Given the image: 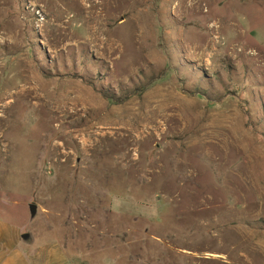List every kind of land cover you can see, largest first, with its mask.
<instances>
[{
  "label": "rangeland",
  "instance_id": "rangeland-1",
  "mask_svg": "<svg viewBox=\"0 0 264 264\" xmlns=\"http://www.w3.org/2000/svg\"><path fill=\"white\" fill-rule=\"evenodd\" d=\"M115 1L0 0V217L72 264H264V0Z\"/></svg>",
  "mask_w": 264,
  "mask_h": 264
},
{
  "label": "crops",
  "instance_id": "crops-1",
  "mask_svg": "<svg viewBox=\"0 0 264 264\" xmlns=\"http://www.w3.org/2000/svg\"><path fill=\"white\" fill-rule=\"evenodd\" d=\"M21 223L0 217V264H72L59 243H49L44 247L23 245L24 228Z\"/></svg>",
  "mask_w": 264,
  "mask_h": 264
},
{
  "label": "bare ground",
  "instance_id": "bare-ground-1",
  "mask_svg": "<svg viewBox=\"0 0 264 264\" xmlns=\"http://www.w3.org/2000/svg\"><path fill=\"white\" fill-rule=\"evenodd\" d=\"M128 0H116L115 2H114V5H115V8H118L121 4H125L126 2H127ZM133 1V0H132ZM134 1H136V0H134ZM207 0H187V12H193L192 10H194V12L195 11H199L200 10V8L202 7V6H204L203 4H206L207 2H206ZM111 1H108L107 2V4H106V7H107V5H111V3H110ZM105 1L103 2V3H98L97 5L98 6H102V8L104 7V5H105ZM113 3V2H112ZM132 3L130 2V5H131ZM96 5V4H95ZM186 4H184V6H185ZM207 5V4H206ZM206 5H205V7H206ZM121 7V6H120ZM181 8H184V7H181ZM110 9V8H109ZM120 10L122 9V7L121 8H119ZM85 10V9H84ZM127 10V9H126ZM119 11V10H118ZM124 11V10H123ZM122 11V12H123ZM201 11V10H200ZM102 12V11H101ZM125 13V12H124ZM85 14V13H84ZM190 14V13H189ZM195 15V14H194ZM76 17V16H75ZM102 17V16H101ZM106 17V16H105ZM94 17H92V19H93ZM73 19H75V18H73ZM88 20V19H87ZM89 21V20H88ZM87 21V22H88ZM93 21V20H92ZM95 21V20H94ZM217 24L218 23H212L211 24V27H210V29H209V31L210 32H214L215 30H219L220 28H218V29H216L217 28ZM103 26V25H102ZM219 26V25H218ZM237 28V27H236ZM93 30H91V35L92 36H95V34H97V30L95 29V28H92ZM98 35V34H97ZM217 35V34H216ZM97 37V36H96ZM214 40H216V39H214Z\"/></svg>",
  "mask_w": 264,
  "mask_h": 264
},
{
  "label": "water",
  "instance_id": "water-1",
  "mask_svg": "<svg viewBox=\"0 0 264 264\" xmlns=\"http://www.w3.org/2000/svg\"><path fill=\"white\" fill-rule=\"evenodd\" d=\"M30 212L31 216L35 217L37 213V206L36 205H30ZM29 238L28 234L23 235V239L27 240Z\"/></svg>",
  "mask_w": 264,
  "mask_h": 264
}]
</instances>
